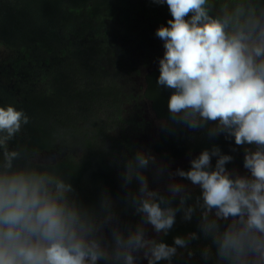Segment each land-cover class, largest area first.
Wrapping results in <instances>:
<instances>
[{
    "label": "trees",
    "instance_id": "16d2710c",
    "mask_svg": "<svg viewBox=\"0 0 264 264\" xmlns=\"http://www.w3.org/2000/svg\"><path fill=\"white\" fill-rule=\"evenodd\" d=\"M263 17L264 0H0V264H45L54 240L80 248L69 264H105L151 208L149 264L264 259ZM243 45L253 51L241 69H212L211 57ZM144 103L146 124H159L152 152L192 155L180 179L201 186L145 194L128 136L145 126ZM122 213L135 220L124 238ZM109 217V245L73 246L82 230L99 240Z\"/></svg>",
    "mask_w": 264,
    "mask_h": 264
},
{
    "label": "rangeland",
    "instance_id": "374dc122",
    "mask_svg": "<svg viewBox=\"0 0 264 264\" xmlns=\"http://www.w3.org/2000/svg\"><path fill=\"white\" fill-rule=\"evenodd\" d=\"M256 29L258 30L257 35L260 37V41L258 43L259 48H264V17L263 19L256 23ZM225 42L229 45L233 41L231 45L235 44L236 47L242 45V39L237 37V35H231L230 38H225ZM175 46V44H173ZM253 47V44L251 45ZM248 45H243L241 49L234 51H223L216 57L210 58V65L212 69L216 73H221L222 70H239L243 67V64L246 62L247 56L253 51V48ZM5 54L0 51V60H5ZM163 55H159V59H163ZM142 84L141 82L139 85ZM140 86L138 87V89ZM129 107V106H127ZM141 116H143V120H145V126L136 130L135 133L133 131L128 133V136L131 138V143L133 147L137 150V155L141 156L142 162L140 164V168L136 170L134 177L139 181V184L145 190V194H149L156 191H166L173 193L175 195L184 193L188 191V189H194L203 184V182H193L187 183L182 182L180 179V170L181 168L188 163L192 155L183 156L174 161H165L161 158L157 157L152 152V143L156 136V131L159 127L157 122L150 123L147 125L149 116L151 114L148 111V105L146 103L142 104L141 108ZM152 117V116H151ZM142 124V125H144ZM64 135H67L65 132ZM101 138V137H100ZM99 138V139H100ZM106 145V142H104ZM104 147L109 148V145ZM125 153H127V149H124ZM130 157V156H128ZM35 160L39 161H49L54 160L55 157L50 154L39 153L36 154ZM133 173L132 170L126 169V179H130V175ZM226 174L219 172L216 175L215 179L221 178ZM131 180V179H130ZM242 182H245L242 179ZM247 184V182H245ZM121 184V181H120ZM127 182H124L126 185ZM146 202V201H145ZM157 215L158 212L154 208L150 209V218H147V222L142 225L141 234L137 236L133 242L129 244H124L119 247V244H116L114 253L110 255H106L103 252V260L105 264H113L112 260H117L121 258L124 264H149L151 258L154 255V252L151 250L149 243L152 239L158 237L160 234L159 228L157 226ZM122 218L124 223L127 226L123 229L124 235L122 234V230L120 232L121 237H129L133 234V230L135 228V220L133 215L123 214ZM136 219V218H135ZM103 224L96 226L94 231L95 235L99 237V240H93V242L88 239L89 234L87 231L82 230L75 236L81 235L83 238L77 237V242L73 241V246L75 248L80 247V243L87 245V247L94 248L95 250H99L100 248L106 247L113 240V232L112 228H114L113 218L109 217L105 220L101 221ZM99 248V249H98ZM119 249V250H118ZM77 251H80V248L77 250L69 249L67 251L61 248V245L56 241H52L44 253L43 260L45 264H69L75 257H82L83 254H76ZM111 252V251H109ZM235 264H264V259L257 251L247 252L241 255L235 262Z\"/></svg>",
    "mask_w": 264,
    "mask_h": 264
}]
</instances>
